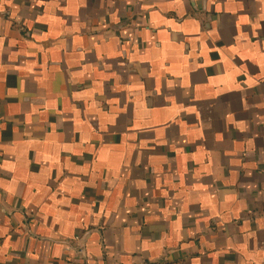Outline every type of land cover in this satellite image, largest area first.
I'll list each match as a JSON object with an SVG mask.
<instances>
[{"label":"crops","instance_id":"0c3cea01","mask_svg":"<svg viewBox=\"0 0 264 264\" xmlns=\"http://www.w3.org/2000/svg\"><path fill=\"white\" fill-rule=\"evenodd\" d=\"M264 264V0H0V264Z\"/></svg>","mask_w":264,"mask_h":264},{"label":"built area","instance_id":"2783aa9c","mask_svg":"<svg viewBox=\"0 0 264 264\" xmlns=\"http://www.w3.org/2000/svg\"><path fill=\"white\" fill-rule=\"evenodd\" d=\"M143 264H152V263H143Z\"/></svg>","mask_w":264,"mask_h":264}]
</instances>
